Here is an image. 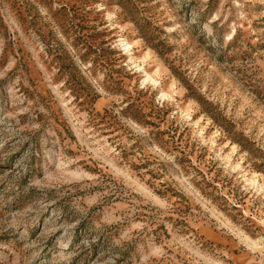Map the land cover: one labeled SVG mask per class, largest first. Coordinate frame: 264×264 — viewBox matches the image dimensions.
Masks as SVG:
<instances>
[{
  "label": "rangeland",
  "instance_id": "374dc122",
  "mask_svg": "<svg viewBox=\"0 0 264 264\" xmlns=\"http://www.w3.org/2000/svg\"><path fill=\"white\" fill-rule=\"evenodd\" d=\"M0 264H264V0H0Z\"/></svg>",
  "mask_w": 264,
  "mask_h": 264
}]
</instances>
